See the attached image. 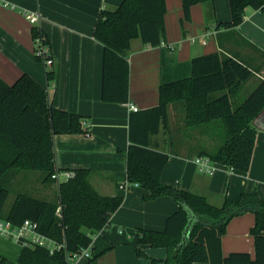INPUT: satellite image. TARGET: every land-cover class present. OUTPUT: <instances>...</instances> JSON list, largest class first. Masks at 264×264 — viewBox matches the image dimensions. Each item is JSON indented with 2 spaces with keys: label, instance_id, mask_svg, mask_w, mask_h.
Returning a JSON list of instances; mask_svg holds the SVG:
<instances>
[{
  "label": "crops",
  "instance_id": "1",
  "mask_svg": "<svg viewBox=\"0 0 264 264\" xmlns=\"http://www.w3.org/2000/svg\"><path fill=\"white\" fill-rule=\"evenodd\" d=\"M123 1L0 0V78L13 85L27 74L47 90L53 107L84 118L90 136L82 133L55 136V157L56 166L62 171H91V183L101 195L123 196L109 226L93 235L92 255L100 254L97 264H166L168 250L138 246L136 232L164 231L168 217L179 209L178 204L170 196L146 200L148 191L141 187L127 191L120 188L127 175L130 125L134 117L128 105H135L139 111L157 106L161 85L190 78L192 60L218 52L222 46L226 52L241 56L256 71L241 93L242 99L245 98L264 80V13L246 8L242 24L229 29L217 27L218 23L231 20L229 0L193 5L190 21H184L182 0H165V43L152 47L139 39L132 41L128 103H107L101 97L104 45L94 32L100 12L114 11ZM34 30H42L50 43L51 66L36 57ZM169 45L175 49H169ZM50 72L52 80L48 78ZM182 112L180 105H170V130L162 128L151 136L156 149L170 154L162 182L204 196L215 206L226 200L236 201L242 193L254 192L264 198V116L261 125L253 123L242 132L255 142L250 170L240 172L215 163V171L209 175L200 171L195 160L203 150L216 151L225 137L220 132L223 130L225 134V130L220 121L188 127ZM31 173L13 178L15 198L18 193H30L19 186L34 177L46 191L42 196L30 194L52 200L54 188L43 184L39 172L35 176ZM254 225L253 213L233 218L222 237L223 255L246 252L255 259L251 235ZM137 247L145 256L137 254ZM21 252L19 243L0 236V255L6 259L5 264H20Z\"/></svg>",
  "mask_w": 264,
  "mask_h": 264
},
{
  "label": "trees",
  "instance_id": "2",
  "mask_svg": "<svg viewBox=\"0 0 264 264\" xmlns=\"http://www.w3.org/2000/svg\"><path fill=\"white\" fill-rule=\"evenodd\" d=\"M210 1L182 0L184 21H190L193 5ZM229 5L231 20L220 22L217 27L238 28L246 8L264 13V0H229ZM165 14V0H124L116 10L100 12L94 36L104 45L101 92L104 102L128 103L131 43L137 39L152 47L165 43ZM40 31H33L34 40ZM47 43L50 46L48 39ZM220 48L218 52L194 58L190 78L161 85L159 104L134 112L131 120L124 181L146 189V200L170 196L179 206L168 217L164 231L136 232L138 246L168 250L166 264H264V198L254 192L242 193L236 201L226 200L215 206L204 196L165 184L161 177L170 154L159 151L151 142V136L162 128L170 130L169 107L177 104L188 127L220 121L225 130L223 144L214 152L201 151L200 157L240 172L250 170L255 142L242 132L252 127L264 111V80L242 99L244 86L256 71L238 54ZM48 78L53 79L51 72ZM87 132L84 118L53 107L47 90L31 76L24 74L13 85L0 78V220L15 225L31 220L41 233L65 243L70 254L80 253L93 244V235L109 226L123 196L101 195L90 181L89 170H75L72 178L59 185L53 178L61 171L56 166L55 136ZM28 172H39L47 186L57 184L56 197L48 200L21 192L5 213L13 178ZM246 213L255 215L251 229L255 259L246 252L224 256L222 237L228 223ZM136 251L145 256L140 247ZM99 255H92L87 264H97ZM19 262L67 264L66 252L51 254L44 247L22 246ZM5 263L6 259L0 255V264Z\"/></svg>",
  "mask_w": 264,
  "mask_h": 264
},
{
  "label": "built area",
  "instance_id": "3",
  "mask_svg": "<svg viewBox=\"0 0 264 264\" xmlns=\"http://www.w3.org/2000/svg\"><path fill=\"white\" fill-rule=\"evenodd\" d=\"M203 43H205V41H203ZM168 48L171 50L175 49L174 46L170 45L168 46ZM35 54L36 57L40 58L46 66H51L53 64L51 47L47 43V38L44 33H42V31H40L39 35L35 39ZM128 106L129 109L133 112L139 111L138 107L133 104H129ZM84 127H86L85 123ZM85 135L90 136V132H87ZM195 162L199 166L201 172L207 173L209 175H212L214 173L215 163L212 162L209 158L198 157L196 158ZM73 176V172L61 170L57 171L53 175V178L59 185L61 182L67 181ZM131 187H139V185L136 183L132 184L128 181H123L120 185V188L125 191L129 190ZM0 236L13 240L21 244L23 247H44L48 249L51 254L63 250L66 252L67 264H77L82 260L87 261L92 257L93 244L83 249L80 253L70 254L65 243H59L56 240L41 233L38 230L37 224L31 220H25L21 225H15L8 220H0Z\"/></svg>",
  "mask_w": 264,
  "mask_h": 264
},
{
  "label": "rangeland",
  "instance_id": "4",
  "mask_svg": "<svg viewBox=\"0 0 264 264\" xmlns=\"http://www.w3.org/2000/svg\"><path fill=\"white\" fill-rule=\"evenodd\" d=\"M183 112H182V117H183ZM178 116V115H177ZM176 116V117H177ZM225 135L224 134V131L222 130L221 132H220V135ZM203 144H205V143H203ZM223 144V140H221V142H220V145H219V147L221 146ZM211 146V145H210ZM215 147V146H214ZM213 147V148H214ZM219 147H216L215 149L217 150ZM31 174H33L34 176L35 175H38L36 172H32ZM20 180V179H19ZM90 181H91V176H90ZM29 183L31 184L30 186H29ZM20 184V183H19ZM21 185V184H20ZM93 185V184H92ZM54 189H53V195H51V196H53V199L56 197V195H57V189H58V185L57 184H55V185H53L52 186ZM57 187V188H56ZM30 188H31V190H30ZM45 187H43L39 182H37V180H35L34 179V177L31 179V180H29L28 182H26V183H23L21 186H19V189L20 190H28L30 193H34L35 195H38V196H42V195H45V191H46V189H44ZM16 190H18V187L16 188ZM44 191V192H43ZM15 193L14 192H11L10 193V196H9V199H8V201L6 202V204H5V207H4V212L6 213V212H8L9 210H10V208H11V206H12V204H13V202H14V200H15Z\"/></svg>",
  "mask_w": 264,
  "mask_h": 264
},
{
  "label": "water",
  "instance_id": "5",
  "mask_svg": "<svg viewBox=\"0 0 264 264\" xmlns=\"http://www.w3.org/2000/svg\"><path fill=\"white\" fill-rule=\"evenodd\" d=\"M263 116H264V111L253 121V123L255 125H261L260 123H262Z\"/></svg>",
  "mask_w": 264,
  "mask_h": 264
}]
</instances>
